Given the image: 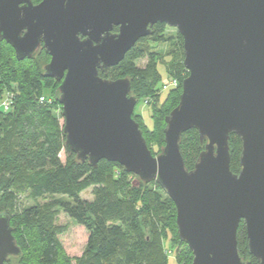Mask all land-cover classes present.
Instances as JSON below:
<instances>
[{
  "label": "water",
  "instance_id": "obj_1",
  "mask_svg": "<svg viewBox=\"0 0 264 264\" xmlns=\"http://www.w3.org/2000/svg\"><path fill=\"white\" fill-rule=\"evenodd\" d=\"M156 23L181 35L188 75L154 156L132 117L129 80L98 71L116 66ZM0 41L19 61L42 43L50 57L43 76L59 83L67 152L155 181L175 205L191 264H246L241 221L248 253L264 264V0H0ZM190 129L204 148L188 170L179 143ZM232 134L241 143L237 173ZM19 254L10 217L0 212V264Z\"/></svg>",
  "mask_w": 264,
  "mask_h": 264
},
{
  "label": "trees",
  "instance_id": "obj_2",
  "mask_svg": "<svg viewBox=\"0 0 264 264\" xmlns=\"http://www.w3.org/2000/svg\"><path fill=\"white\" fill-rule=\"evenodd\" d=\"M165 28V24L156 23L148 36L162 41ZM117 32L114 27L112 33ZM178 39L182 59L176 63L170 60L165 67L178 85L167 89L163 100L158 61L137 45L116 66L98 71L105 79H128L130 96L150 107L152 127L143 120L144 125L138 122L134 113L132 117L154 156L164 146V119L178 104L181 83L188 75L182 64L179 33ZM146 56L147 63L138 67L136 62ZM35 57L49 62L43 49L19 61L13 48L0 41V98L7 92L13 95L10 108L0 109V212L9 215L12 235L20 248V254L6 264H168L171 256L175 264H191L192 253L177 234L175 205L155 181L144 183L121 165L106 160L93 167L87 159L81 161L74 152H67L58 87L55 96L53 83L47 81L59 83L43 76L45 65L40 68ZM179 148L190 170L204 147L197 131L190 129L181 135ZM240 151L239 138L230 135L233 173L239 170ZM89 188L93 199L86 202L80 194ZM23 194L34 202L46 196L56 198L21 206L19 197ZM59 212L88 233L85 250L74 262L65 255L59 240L66 231L55 224ZM237 243L246 264H258L248 253L243 221L237 230ZM179 245L184 246L183 251L178 252Z\"/></svg>",
  "mask_w": 264,
  "mask_h": 264
},
{
  "label": "rangeland",
  "instance_id": "obj_3",
  "mask_svg": "<svg viewBox=\"0 0 264 264\" xmlns=\"http://www.w3.org/2000/svg\"><path fill=\"white\" fill-rule=\"evenodd\" d=\"M163 37L164 39L162 41H156L151 36H147L141 39V41L137 42L136 44L138 47L144 50L146 55H152L153 57H155V60L158 61L157 70L160 74L161 86L162 82H164L170 77L165 69L166 64L169 63L170 60L171 62L176 63L178 60L182 59V50L180 47L177 30L175 28L166 26L165 31L163 33ZM35 61L39 63L40 68L47 64L39 57H35ZM146 63L147 56L146 58L138 60L136 62V65L138 67H143ZM47 84H52L51 87L53 86L52 90L56 96L58 84H56L55 82L50 83V81H47ZM4 95L5 93L0 98V102L2 101ZM166 95L167 91H162L160 100H163ZM134 118L142 125L145 124L148 128L152 127L151 110L146 101H139L136 104L134 109ZM153 150L156 152L157 147L154 146ZM80 197L86 202H91L93 199L92 188H89L82 192L80 194ZM51 198H56V196H46L45 198L38 199L36 202L42 204L44 202H49ZM19 200L21 206H27L32 203H36L32 200L27 199L26 194L21 195L19 197ZM55 224L57 226L65 227L66 231L59 236V240L61 242L65 255L71 260V262H74V260L80 257L85 250L88 233L83 226L76 224L73 220H71L67 215L62 212L58 213L55 220ZM183 250L184 246L179 245L178 252ZM167 262L168 264H175V258L173 256L168 257ZM11 264H14V262H11Z\"/></svg>",
  "mask_w": 264,
  "mask_h": 264
},
{
  "label": "built area",
  "instance_id": "obj_4",
  "mask_svg": "<svg viewBox=\"0 0 264 264\" xmlns=\"http://www.w3.org/2000/svg\"><path fill=\"white\" fill-rule=\"evenodd\" d=\"M177 85L178 82L176 79L168 78L167 80L162 82L161 88L162 90H167L169 88H176ZM40 100L43 101V98H41ZM12 102H13V95L7 92L3 97L2 101L0 102V109L3 111H7L10 108Z\"/></svg>",
  "mask_w": 264,
  "mask_h": 264
},
{
  "label": "flooded vegetation",
  "instance_id": "obj_5",
  "mask_svg": "<svg viewBox=\"0 0 264 264\" xmlns=\"http://www.w3.org/2000/svg\"><path fill=\"white\" fill-rule=\"evenodd\" d=\"M31 1V0H30ZM42 1V0H41ZM40 1V2H41ZM40 2H38V3H40ZM31 3L32 4H34V5H36V4H38V3H33L32 1H31ZM43 49V47H42V43L40 44V46L38 47V49L35 51V54H34V56L40 51V50H42ZM44 50V49H43ZM45 52V51H44ZM49 56V55H48ZM49 60H50V57H49Z\"/></svg>",
  "mask_w": 264,
  "mask_h": 264
}]
</instances>
